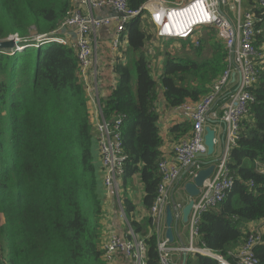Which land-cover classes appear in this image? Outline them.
<instances>
[{"label": "trees", "instance_id": "16d2710c", "mask_svg": "<svg viewBox=\"0 0 264 264\" xmlns=\"http://www.w3.org/2000/svg\"><path fill=\"white\" fill-rule=\"evenodd\" d=\"M125 1L129 9L142 10L127 25L125 62L115 66L117 85L101 106L108 121L122 117L127 159L119 198L122 185L138 175L142 204L149 210L161 180L158 164L165 159L155 109L157 84L172 109L198 102L210 93L211 84L223 71L225 50L213 28L208 32L214 38L200 36L198 47L180 40L197 54L202 44H210L212 56L193 61L165 53L159 78L154 79L144 53L155 40L143 8L147 0ZM72 5V0H0V40L17 36L19 46L24 47L0 53V264L107 262L100 222L102 176L77 54L72 45L40 44L68 37L61 29ZM246 5L257 7V0H246ZM255 13L260 18V12ZM256 28L261 30L257 47L264 46V18ZM38 36L42 37L39 42ZM261 51L264 54V47ZM252 93L254 103L241 119L237 144L230 151L233 187L221 203L202 214L197 226L202 248L231 263L251 233H244V226L264 220V178L256 172V162L264 164V71ZM169 131L175 146L190 137L192 125L187 120ZM124 205L127 213L134 209L127 200ZM144 242L145 264H158L157 236H145ZM253 252L259 264H264V244ZM195 254L194 261L186 256L185 264H220Z\"/></svg>", "mask_w": 264, "mask_h": 264}, {"label": "built area", "instance_id": "2783aa9c", "mask_svg": "<svg viewBox=\"0 0 264 264\" xmlns=\"http://www.w3.org/2000/svg\"><path fill=\"white\" fill-rule=\"evenodd\" d=\"M235 3L236 7L228 6L226 0H185L184 3L171 5L163 0H147L143 7L148 12L157 40H190L194 47H198L200 30L209 27L214 29L217 40L225 50L224 69L211 84L210 93L201 97L198 102H186L177 108L182 117L191 123L192 131L187 140L174 146V160L162 159L158 164L161 180L154 204L148 210L151 223L157 230L173 185L179 180L192 182L204 167L202 156L206 148L203 143V130L208 123L212 126L223 125V150L213 164L211 176L203 182L199 195L194 198L188 218L190 237L198 236L197 226L202 214L221 203L233 187L234 180L228 167L230 151L237 144L239 123L247 115L249 105L254 102L252 89L264 71V54L261 51L264 46L257 47V37L261 30L256 28V23L264 18V0H258L257 7L245 11L240 10V0H235ZM72 4L65 25L75 34L74 40L71 37V45L77 54L79 78L85 82L89 76L92 85H86V88L93 87L95 90L97 111L94 131L99 150L100 176L106 191L117 195L118 180L124 174L127 159L122 146V117L118 115L108 121L102 113L101 101L96 93L99 68L93 52L92 36L102 28L113 26L111 46L113 50H117L126 34L123 33L126 22L137 16L141 9H129L125 0H72ZM225 6L236 13L235 19L230 20L221 11V7ZM97 9L115 10L123 13L124 17H97L94 15ZM256 10L260 12V18H257ZM15 38L20 41L17 36ZM36 40L39 42L42 37L38 36ZM59 42L62 45L67 44L68 37ZM220 98L222 104L219 114L213 111V107ZM214 139L217 140L216 137ZM256 172L264 178V164L256 162ZM261 241L260 232H251L231 263L221 256L213 255L207 249L173 248L167 239L161 240L157 237L158 264H173L171 255L175 252L212 256L220 264H259L253 249ZM102 249L107 261L116 254H122L126 258V264L146 263L147 247L144 237L143 240L139 239L130 228L126 240L112 235Z\"/></svg>", "mask_w": 264, "mask_h": 264}, {"label": "crops", "instance_id": "0c3cea01", "mask_svg": "<svg viewBox=\"0 0 264 264\" xmlns=\"http://www.w3.org/2000/svg\"><path fill=\"white\" fill-rule=\"evenodd\" d=\"M163 1L172 5L179 3L182 0H163ZM244 6L248 7V5H246V2L244 3ZM224 11L226 12L229 18L234 17L230 15L226 10ZM110 14L111 11H108L106 9L103 10L97 9L94 11V15L97 17H107L110 16ZM102 29L97 31L92 36L93 52L98 64V68L100 69V75L98 77V85L96 86V93L97 96H99L100 101H103L107 96H109L110 93L112 92V89L117 85V79L114 74V68L120 62L123 63V60L125 62L126 56H124L122 52L127 50V45H128L126 40L127 37V33H126L125 38H123L124 41L121 42L122 43L121 47L117 48V50H113L111 46V41L114 36V28L113 29L109 28L108 30H104V29L102 30ZM209 29L210 28H205L200 30L199 37L203 36L202 33H204V36H206V32ZM158 78H159V74L156 79L158 80ZM82 84L88 99L91 121H93V124H95L97 103L94 100H92L93 94L88 93L89 91L86 88V85H92L91 78L87 76L86 81L83 82ZM159 88H160L159 89L160 92H158V97L156 99L158 101L157 105L158 106L161 105L162 107H165L164 105L166 104L163 99L162 88L161 86H159ZM180 115H181L180 112L177 111L176 109H172V111L164 110L162 114L158 115L159 135L162 139V146L160 148V152L162 153L161 156H164L165 159H168L170 161L173 160L172 148L174 147L173 145L174 142H176V140L174 139L175 137L170 133L169 130L172 126L176 124H184L185 121L182 120L181 118L182 115L181 116ZM208 126L214 127L216 129L217 134L215 135V137L217 138L218 143L216 145L214 155L211 159H218L221 156L223 150L222 139H223L224 127L221 124L215 126L208 124ZM95 155H96L97 164L100 167L97 140L95 146ZM208 158L209 157H204L203 161H206V159ZM126 183L122 185L121 199H120L113 196L112 194H107L106 192H104L105 188L103 186V181H102V185L100 186V198L102 202L101 204L102 215L100 220L102 226L101 228V237H103L102 241L103 242L107 241L108 238L112 235L124 239L127 232L128 224L132 227L134 225L133 229L142 237L145 236L148 237L152 234H155L158 237V239L161 240L166 239L165 209L166 207L170 206L172 210H174V208L175 209L178 208L179 212H181V209L186 205L188 200V196L184 191V184L186 182H184L183 180H179L171 188L169 201L167 206L164 208V214L161 218V224L158 230L151 223L149 217V211L145 210L143 207L141 201L143 199V195L141 199V196H139L136 191L127 190ZM142 191H143V187H142ZM126 200L129 201L131 205L134 207V209L128 213L126 212L124 205V202ZM146 213L148 215H146ZM176 215H177L176 213H173V223H172L173 243H171L170 245L173 248L192 247L195 249H203L198 236L190 237L188 223L182 224L180 222L181 220H179L178 222L175 221L177 218ZM135 227L139 229L136 230ZM243 231L244 233L250 231L251 232L258 231L262 234V236H264V220H258L246 224L243 228ZM195 255H196L195 253H191V252H187L185 254L175 252L171 255V260L173 264H183V258H185V262H186V256L190 257V259L194 261ZM125 260L126 258L122 254H116L110 261H107L106 264H126Z\"/></svg>", "mask_w": 264, "mask_h": 264}, {"label": "rangeland", "instance_id": "374dc122", "mask_svg": "<svg viewBox=\"0 0 264 264\" xmlns=\"http://www.w3.org/2000/svg\"><path fill=\"white\" fill-rule=\"evenodd\" d=\"M253 1L256 2V0H253ZM243 2L245 3L246 0H243ZM228 3H232V1L229 0ZM245 8H247V7H245ZM222 9L228 11V7L227 6L226 7H222ZM228 13L235 17V13L234 12H228ZM234 17H232V18H234ZM109 28L113 29V26L105 27L103 29L104 30H108ZM210 33H212V32H208L207 31L206 32V36L208 37L207 39H211L212 40L211 37L214 38V36H211ZM202 35L204 36V33H202ZM122 41H124V40H122ZM186 42H190V40L186 41ZM109 44H110V41H109ZM181 44H183L182 41L157 40L155 38V40L152 39L147 44V46L145 45L146 49L144 48V53L146 51L145 55L148 56L149 64L151 66L152 76H153L154 79H156L158 77V74L161 73L163 62H164V54L165 53H169V54H171L172 56H175V57L188 58V59L193 60V61L206 60V59H209L212 56V49L210 48V44H207V45L202 44L203 47H202V50L200 51L199 54L195 53V51L192 50V48L190 49L188 47H184ZM121 45H122V43L119 46L121 47ZM125 52L126 51L122 52L124 54V56L126 55ZM123 62H124V60H123ZM159 86L160 85L158 83L157 84V97H158V92H160L159 91V89H160ZM157 104H158V101L156 100L155 108H156V113L158 115L162 114V112L164 110L172 111V108H170L167 105H164L165 107H162L161 105L158 106ZM181 118H182V120L186 121L182 116H181ZM119 182H120V185H121L122 179H119ZM126 188L129 191H131V190L136 191L138 193V195L141 196V199H142V195H143L142 185H141V182L138 179V176H134L133 178L128 179L127 183H126ZM146 215H148V214L146 213Z\"/></svg>", "mask_w": 264, "mask_h": 264}, {"label": "water", "instance_id": "95a60500", "mask_svg": "<svg viewBox=\"0 0 264 264\" xmlns=\"http://www.w3.org/2000/svg\"><path fill=\"white\" fill-rule=\"evenodd\" d=\"M110 16H117L122 17L123 14L118 13L115 10L111 11ZM65 32V28H62L61 33ZM73 40L75 39V34L70 33ZM20 41L16 40L15 36H8L4 39L0 40V53H6L11 54L15 52L18 49H15L16 47H19ZM215 138V133L213 130L210 129V127L205 128V136H204V144L207 149L206 156L210 157L212 156L214 152V142L213 139ZM202 156V157H206ZM214 162L213 160H210L209 162H204V167L201 169L196 177L193 179L192 182H186L184 184V191L186 195L188 196V200L186 205L181 209V212H179V209L172 210L170 206L166 207L165 209V224H166V231H165V238L168 240L169 244L173 243V213H176L177 218L175 221H179L182 224L188 223V218L193 206L194 198H196L199 195V189L202 186L203 182L208 179L214 169ZM175 207V206H174ZM185 263V258H183V264Z\"/></svg>", "mask_w": 264, "mask_h": 264}, {"label": "bare ground", "instance_id": "6f19581e", "mask_svg": "<svg viewBox=\"0 0 264 264\" xmlns=\"http://www.w3.org/2000/svg\"><path fill=\"white\" fill-rule=\"evenodd\" d=\"M227 1V4H228V6L229 5H231V6H235L236 7V3H235V0H231L232 1V3H228V1L229 0H226ZM185 2V0H182V1H180L179 3H184ZM177 4V3H176ZM172 5H174V4H172ZM244 5V3H243V0H240V10L241 11H245V10H250L251 8L250 7H247V8H245V6H243ZM145 6V5H144ZM227 6V7H228ZM257 6H258V0H257ZM226 7V6H225ZM139 9H141L142 10V8H139ZM141 10H140V12H141ZM134 11V10H133ZM221 11L226 15V17L227 18H229L228 16H227V14H226V12L224 11V9H222V7H221ZM140 12H139V14H140ZM227 12H231V11H227ZM235 13V12H234ZM121 14H123V13H121ZM138 14V15H139ZM137 15V16H138ZM122 17H124V14H123V16ZM235 17H236V13H235ZM235 17L234 18H229L230 20H232V19H235ZM263 20V19H262ZM128 22H129V20L126 22V24H125V30H124V32L123 33H125L126 32V28H127V25H128ZM262 22V21H261ZM258 23H260V22H258ZM63 28H65V32H63V33H61V34H64V33H66L67 34V36H68V42H67V44H65V45H62L59 41H61V40H63L64 38L63 37H61V38H54V39H57L58 41H56V40H47V41H44V42H42V43H40V44H44V43H55V44H58V45H62V46H69V45H71V35H70V33H72V32H70V31H72L69 27H67L66 25H65V23H64V25H63ZM205 28H209V27H203L202 29H205ZM201 29V30H202ZM62 30V29H61ZM171 40H175V39H171ZM180 40H183V41H189V40H184V39H179V40H175V41H180ZM37 45H35L34 47H36ZM120 47V46H119ZM118 47V48H119ZM19 48H24V47H21V46H19V47H16L15 49H19ZM74 48V47H73ZM75 49V48H74ZM76 51V50H75ZM99 75H100V69H98V75H97V77H99ZM81 80V79H80ZM81 82L83 83V81L81 80ZM88 93H92L93 94V96H92V100H94L95 99V90L93 89V87H89L88 88ZM254 103V102H253ZM252 103V104H253ZM221 104H222V98H220L219 100H218V102L215 104V106L213 107V111H216V112H220L219 110H220V106H221ZM251 105V104H250ZM250 105H249V107H250ZM249 107H248V109H249ZM178 108V107H177ZM177 108H175L176 110H177ZM178 111V110H177ZM220 114V113H219ZM209 124V123H208ZM208 124L204 127V130H203V132H204V136H205V128L206 127H210V129L211 130H213L214 131V133H215V135L217 134L216 133V129L214 128V127H211V126H208ZM204 136H203V143H204ZM214 140H216V139H213V142H214ZM217 143H218V140H216V143L214 142V152H215V148H216V145H217ZM204 146H205V144H204ZM174 148V147H173ZM173 148H172V155H173ZM205 148H206V146H205ZM214 152H213V154H212V156H210L209 158H210V160H213V161H217L218 159H211L212 157H213V155H214ZM206 153H207V149H206V152H205V154H204V156H206ZM207 157V156H206ZM173 160H174V158H173ZM170 161V160H169ZM124 175V174H123ZM122 175V176H123ZM121 176V177H122ZM120 177V178H121ZM119 178V179H120ZM103 186H104V184H103ZM105 188V187H104ZM119 190H120V182H119V180H118V191H117V195L116 194H112L113 196H115V197H117V198H119ZM105 192L107 193V194H111V193H108L107 191H106V188H105ZM129 228L134 232V230L129 226V225H127V232H126V235H125V238L124 239H122V240H126V238H127V233H128V230H129ZM253 232H255V231H253ZM134 234H136L135 232H134ZM137 236H138V238L139 239H141L140 237H139V235L138 234H136ZM118 237V236H117ZM121 239V238H120ZM142 240V239H141ZM106 242V241H105ZM105 242L103 243V245L105 244ZM263 242L261 241V244H262ZM260 245V244H259ZM258 246V245H257ZM254 250V249H253ZM104 252V251H103ZM106 260V259H105ZM107 261V260H106Z\"/></svg>", "mask_w": 264, "mask_h": 264}]
</instances>
